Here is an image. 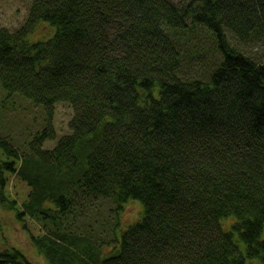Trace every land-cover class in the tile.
<instances>
[{"label":"trees","instance_id":"1","mask_svg":"<svg viewBox=\"0 0 264 264\" xmlns=\"http://www.w3.org/2000/svg\"><path fill=\"white\" fill-rule=\"evenodd\" d=\"M40 21L54 34L30 40ZM202 32L219 56L194 75ZM260 41L264 0H32L0 27L1 107L43 111L15 136L0 109V202L50 264L264 263V60L241 49ZM59 102L73 108L60 136ZM9 263L36 264L3 245Z\"/></svg>","mask_w":264,"mask_h":264},{"label":"rangeland","instance_id":"2","mask_svg":"<svg viewBox=\"0 0 264 264\" xmlns=\"http://www.w3.org/2000/svg\"><path fill=\"white\" fill-rule=\"evenodd\" d=\"M31 1L32 0H0V27L7 26L15 29L24 24L28 16ZM174 1L182 2L184 0ZM54 32L55 27L52 24L50 25V23L48 24L46 21H40L35 29L29 33L28 38L33 41L48 39L54 34ZM213 41L214 40L209 37L206 32H202L200 35L193 37L194 44H196L200 50L207 52L205 53L203 60L193 62L191 64L186 63L185 69H187L190 74L195 75L197 72L206 71L211 66L209 65L210 62L219 56V51L214 50V46L212 44L214 43ZM233 42L238 45V41L235 39ZM243 47H245V50L248 53L254 56L256 55L264 60V41L246 46L242 45L241 49H243ZM4 94L5 92L0 85V109H4L7 116V120H5L7 131H10L11 134L15 136H25L28 132H30V129L34 130L42 125L43 111L40 105H36L31 100H28L20 95H15L13 97L15 100V107H12L11 102L7 100L4 104L5 108H2L1 104L3 102L2 99L4 98ZM72 115L73 108L69 103L59 102L57 104L54 124L56 126L58 136L70 131L69 123ZM54 143L55 140H49L46 145L52 146ZM8 188L11 195H15L17 191L20 195H23L28 190L27 184L18 178L12 180L9 183ZM141 204L139 203V200L128 202L121 214L122 219L125 222H134L140 218L142 215H140V213L143 209V204ZM100 208L105 211V215H109L110 206L107 202L101 200ZM109 217L111 216L109 215ZM29 224L34 232L39 230L38 223L36 221L29 219ZM125 225L126 224H123L122 228H124ZM240 243H242V241H240ZM3 245L5 247L14 246L20 248L24 254L36 264H50L47 257L32 244L29 238V232L24 229L22 223L17 221L15 218V210L4 206L0 202V247ZM251 260L252 259H248L246 264H264L257 258L252 261Z\"/></svg>","mask_w":264,"mask_h":264}]
</instances>
